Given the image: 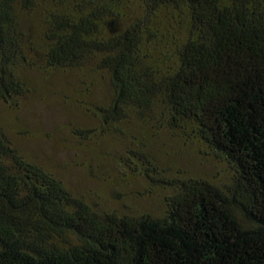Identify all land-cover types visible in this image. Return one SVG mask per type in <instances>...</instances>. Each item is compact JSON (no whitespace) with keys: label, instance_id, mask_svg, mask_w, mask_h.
<instances>
[{"label":"trees","instance_id":"obj_1","mask_svg":"<svg viewBox=\"0 0 264 264\" xmlns=\"http://www.w3.org/2000/svg\"><path fill=\"white\" fill-rule=\"evenodd\" d=\"M35 10L47 70L106 76V130L157 111L231 178L170 181L139 152L138 174L173 190L163 215L101 213L0 126V264H264V0H0L5 104L27 92L21 14Z\"/></svg>","mask_w":264,"mask_h":264},{"label":"rangeland","instance_id":"obj_2","mask_svg":"<svg viewBox=\"0 0 264 264\" xmlns=\"http://www.w3.org/2000/svg\"><path fill=\"white\" fill-rule=\"evenodd\" d=\"M21 20L30 37L29 63L21 70L27 92L16 106L0 101V126L23 157L101 213L163 215L173 190L155 187L138 174L128 157L139 152L170 181L199 178L228 184V166L199 141L166 129L157 111L146 120L130 118L106 130L97 108L108 104L112 93L96 62L76 71L47 70L40 12L21 14Z\"/></svg>","mask_w":264,"mask_h":264}]
</instances>
